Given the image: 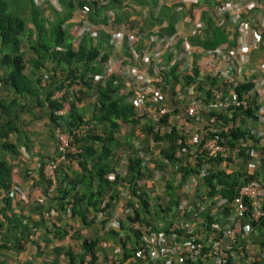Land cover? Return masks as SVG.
Returning a JSON list of instances; mask_svg holds the SVG:
<instances>
[{
  "label": "built area",
  "instance_id": "built-area-1",
  "mask_svg": "<svg viewBox=\"0 0 264 264\" xmlns=\"http://www.w3.org/2000/svg\"><path fill=\"white\" fill-rule=\"evenodd\" d=\"M87 1L93 8L109 3V0ZM128 1L121 0V8L133 10L135 6ZM157 1L151 9L153 15L165 3L209 1L216 25H226L229 38L234 31L235 43L230 46L223 42L204 49L191 44L186 35L161 33L159 28L166 25L164 22L146 33L132 27L130 17L117 22L115 17L119 8L106 7L104 22L91 23L87 19L89 6L75 7L77 22L81 23L71 39L72 46H76L83 35H87L92 44L99 40L100 34L107 35L103 46L108 53L100 51L96 56L101 62L100 72L88 73L84 79L91 84H104L110 78L113 84H120L119 93L125 95L132 105L133 115L142 127L133 150L122 154L117 167L108 174L112 180L116 175L120 176L119 169L125 166L129 157L139 158L140 170L146 169L145 175L136 180L133 192L127 182L117 181L118 196L133 201L132 206H125L123 212H130L143 202L151 204L148 199L153 196L154 184L160 180L163 198L167 199V182L174 187L176 194L177 202L172 212L155 222L149 221L147 227H140L137 223L136 227L132 225L140 229L141 235L131 258H125L123 264L131 261L132 264H230L227 263L229 258L236 261L239 257L235 252L239 236L250 237L252 230L256 232L251 223L257 226L264 217V3L262 0ZM31 2L34 6L60 9L59 0ZM146 14V8L139 9L140 18ZM240 17H244V21L232 27L231 24ZM191 24L195 32L202 28L201 21L193 20ZM255 52L259 54L257 60L253 58ZM174 65L176 67L171 72L169 69ZM59 71L56 70L54 75L61 78L62 84L52 92V98L73 101L80 91L85 92L87 87L80 82L77 73L64 77L65 74ZM48 75L50 73H43L41 79L48 80ZM209 78H215L216 82H210ZM245 84H248L247 88L236 89ZM89 98L94 101V96ZM248 108L252 110V117L245 113ZM61 113V110L54 111V114ZM87 127L86 123L65 129L54 125L56 152L44 163L36 165L47 183V192L55 188L58 165L67 162L69 153L80 151L72 140L83 136ZM241 128L246 133L237 135ZM171 135L173 141H169ZM172 143L176 145L173 158L180 157V160L170 161L160 151ZM20 154L22 160H28L23 147H20ZM178 165L188 171L186 175L178 170ZM25 173V188L21 190L13 184L8 195L27 203V191L34 187L32 178L35 172L31 167ZM209 173L223 177L236 173L245 181L232 187L233 197L226 201L220 196L224 188L221 184L213 186L205 182L204 177ZM44 199L45 194H41L36 202L41 204ZM162 200L158 202L163 207ZM225 205L227 212H223ZM206 209L208 219L202 215ZM100 212L99 217L104 219L105 214ZM68 213L69 208L66 209ZM42 215L51 230L52 223L56 224L57 213L53 207H48ZM220 217L222 221H217ZM105 225L118 230V216H107ZM118 236H121L120 231ZM28 240L34 248L44 247L35 228L31 229ZM99 245L103 251L97 253L96 263L117 264L121 258L118 242L101 241ZM249 260L243 264H250Z\"/></svg>",
  "mask_w": 264,
  "mask_h": 264
},
{
  "label": "trees",
  "instance_id": "trees-1",
  "mask_svg": "<svg viewBox=\"0 0 264 264\" xmlns=\"http://www.w3.org/2000/svg\"><path fill=\"white\" fill-rule=\"evenodd\" d=\"M129 1L148 6L149 9L144 17L147 26L160 25L162 21H165L166 25L159 28L160 32L166 35L174 32L173 7L163 5L153 15L151 9L155 5L154 0ZM120 2L121 0H109L108 5L93 8L91 2L86 0H59L60 10L56 11L50 7L49 11L53 18L47 20L43 7L34 6L31 0H0V88L8 92L7 97H0V225H2V220H7L12 225L18 223L17 216L11 213L10 206L13 198L8 195L10 187L17 183L12 181V166L1 154L6 152L12 160L15 157L20 158V147H23L28 155L32 154L33 145L29 134L23 130L24 128L22 129L17 125L21 121V113H25L27 117H30L29 122L36 119L35 113L30 109L31 104L45 106L48 123L58 125L63 129L80 123H87L88 125V122H94L88 125L83 136L72 140L80 147V151L69 153L67 162L58 165L56 185L52 196H50L53 200L51 207L57 214H66V209L69 208V213L66 215L70 219L76 216L83 223L93 222L98 210L107 211L117 198L115 186L118 180L127 182L133 192L136 187V180L145 175L146 169L144 171L140 170L139 158L129 157L125 165V174L121 177L116 175L113 180L108 178L109 172L116 167V164L112 161L113 156L111 153L116 146L120 145L118 138H115V134L121 123L138 124L137 118L134 117L132 105L127 102L125 95L119 93V89L122 87L120 84H113L110 78L104 84L99 82L91 84L84 79L86 74H95L101 70V62L98 59L96 60V56L102 50L100 40L92 44L91 39L87 35H83L77 45L72 46L70 41L72 36L68 32L69 28L65 23L73 8L81 7L84 4H87L90 8L87 19L91 23L104 22L103 11L106 7L115 10L119 8V13H116L115 17L117 22L121 19L127 20L130 12L128 10L122 11ZM262 2L264 3V0ZM25 9L28 10L29 27H26L25 19L21 16V12ZM80 23L81 21L76 24L79 25ZM201 23L202 28L200 31L188 37L191 44L199 45L204 49H211L223 42H227L230 46L235 43L234 31H232V37L229 38L226 25L217 26L208 9L201 15ZM103 41L106 42V39H103ZM23 42L27 46L25 52L20 49ZM57 46L58 48H56ZM104 57L105 54L101 55L100 60H103ZM49 62L55 64V66L49 67L48 64H45ZM27 65H30L31 68L29 69ZM175 67V65L171 66L169 70L172 72ZM57 68L61 70L63 75L65 74L64 77L72 76L73 72L77 73L76 76H79L80 82L91 91L87 89L85 92L80 91L76 95V100L73 101H66L63 97L60 99L52 98V92L59 89L62 84L61 78H56L54 75ZM42 70L48 74L50 73L48 80L43 81L41 79V75L45 73H41ZM172 75L174 76V74ZM209 80L212 83L216 82L215 78H209ZM247 86L248 84L239 85L236 89L239 91L241 88H247ZM92 96H94L92 102L93 112L91 116L87 117L85 116V108L76 107L75 102L86 100V98ZM56 110H61L62 113L54 114ZM245 113L252 117L250 108ZM98 124L102 128L99 132H96L95 125ZM50 131L52 132V126H50ZM244 133L246 131L243 128L237 131V135ZM11 135L14 136L15 141L10 139ZM154 137L158 138L157 135ZM21 139L23 141L19 142ZM171 140L172 135L169 138V141ZM131 143L132 141L126 140L127 146H132ZM175 147L176 145L172 143V146L166 149L162 148L160 151L170 161L180 160V157L173 158ZM55 152L56 146L53 154ZM73 162L76 164V168L70 170L68 168L69 164ZM178 170L185 175L188 172L180 165H178ZM25 172L26 170L24 175H26ZM223 176L209 173L204 177V180L213 186L221 184L224 188L220 191V196L229 201L233 197L232 187L244 183L245 178L239 179L236 173L227 177ZM165 194L167 199L164 197L162 200L165 206L162 207L159 202L152 203V205L143 202L141 205L143 211L147 214L152 212V215H156L158 220L162 219L168 212H172L177 200L174 187L168 182L165 185ZM132 204L131 198L125 201V206L131 207ZM227 209L228 207L225 205L223 212H227ZM131 211L124 217L125 222L129 225H133L135 222L139 223L142 218L140 214L143 211L135 207ZM202 215L208 219V210H204ZM124 219L119 220L118 230L107 227L105 225L106 220L100 221V234L83 238L80 250L77 253L70 251L67 246L55 244L54 239L49 241L48 233L51 230V233L57 239L62 238L68 231L63 226H56L53 222L51 230L47 228L41 236L43 240L48 241L47 244L43 248L36 247L32 259L42 257V264H97V257L99 258L97 253L103 251L99 243L105 239L111 244L118 242L121 258L117 264H123L125 258H131L135 244L141 235L139 228L126 226ZM218 220L222 221V217L217 218ZM143 222L146 226H150V222L146 219H143ZM251 225L254 228L256 227V232L252 230L250 237L239 236V245L235 248V252L239 254V257L236 261L229 258L227 263L243 264L245 260L250 259V264H264V217L260 219L257 226L253 222ZM154 229L159 228L155 227ZM119 231L123 234L122 236H118ZM218 235H220V232ZM253 245H256V247ZM24 248H26L25 242H17L11 247L0 242V255H3V249L8 250L9 253L14 252V254H17V251H22ZM44 249H46V252ZM85 256H88V259H85ZM3 262L4 260L0 261L4 264ZM132 263L134 262L131 261L128 264ZM23 264L32 263L31 260H28Z\"/></svg>",
  "mask_w": 264,
  "mask_h": 264
},
{
  "label": "crops",
  "instance_id": "crops-1",
  "mask_svg": "<svg viewBox=\"0 0 264 264\" xmlns=\"http://www.w3.org/2000/svg\"><path fill=\"white\" fill-rule=\"evenodd\" d=\"M156 1L157 0H154L155 5L152 6L153 8L156 6ZM128 2L131 3V5L135 6L133 10H128L130 14L129 16H127V20L129 17L131 19L130 25L132 27L137 28V29L139 28V30L142 29L146 33L149 32L151 29L157 28V24L152 25V26H147L144 22L145 16L140 18L138 15L139 9L146 8V12H147L149 9L148 6L138 5L135 2H130V1ZM157 2L159 4V1ZM208 3L209 1H200L195 4L165 3L164 5L173 7L172 10L174 13V21H175L174 22L175 30L173 33H175L176 35H186L188 37L196 33L195 30L193 29V25L191 24V21L193 20L201 21V15L207 9L211 13L210 3L209 4ZM161 7L162 5L159 8ZM43 9H44L45 17L49 19V16H50L52 19L53 16L50 14V11H49L50 8L43 7ZM122 11H126V10L122 8ZM117 13H119V11ZM76 14H77V9L74 8L71 11V15L65 20V23L67 24V27L69 28L68 32L70 33L72 37L74 36L75 29L78 26V24H76L77 23ZM163 22L166 23L165 21H162V24ZM105 35L106 34H100L99 36L100 43L102 42L101 40L106 39L107 35L106 36ZM103 43L104 42L101 43V46H102L101 51L103 53H108V50L103 46ZM258 57H259V54L255 52L253 54L254 60H257ZM32 106L34 107L33 110L35 109V114L38 117L39 122L41 121L46 126L48 125L50 127V124L48 123L47 109L45 108V106H38L36 104L34 105L31 104L30 107ZM75 106L80 108L83 106V104L81 103V101H79V102H75ZM30 138L32 140L33 147L31 150L32 154L29 153L30 155H28L29 156L28 160L24 161L21 158H17V157H15V159L22 162L21 166H22L23 171L32 167L33 171L35 172V176L32 178L34 187L33 188L31 187L27 191V195H28L27 197L29 199L27 203L21 202L17 198H13L11 200V206H10L11 213L17 216L18 223L16 225H12L7 220H2V225H0V242H3L10 247L13 246L14 244H17V242L19 243L25 242L26 250L20 251L17 256H11L12 254L11 255L9 254V258H10V259L8 258L9 260L6 259L4 255L3 256L0 255V261L4 260L3 262L4 264H23L25 261H28V260L29 261L31 260L32 264L42 262V259L39 257H35L34 259H32L35 255V250H33L35 248L32 244L29 243L28 236L31 234V229L35 228L39 233L40 239L43 240L41 237L42 233L46 231L48 227L47 219L43 217L42 213L46 208L50 207L53 203V200L50 198V196H52L53 194V190L50 192H47V189H46L47 183L43 179L39 167H36V165H40L41 163H44L45 161H47L53 156L55 146H52V144L55 145V142L47 141L46 142L47 144L45 145L44 141L39 142L38 140H35L33 136L32 137L30 136ZM50 144H51V147L49 146ZM23 173L24 172H22V174ZM12 181L16 182L21 190L25 188V186L27 185L26 177L22 178L21 175L18 173L12 174ZM41 194H45V199L44 201H42L40 206H38L39 203H37L38 201L36 202V199ZM36 203H37V206H36ZM114 207H115V204L114 206H112L111 204L110 208L107 211L102 212V213H104L105 216L107 214H111L114 211ZM99 212L100 210H98L96 214V218L92 222V224L99 225L100 221L103 220L102 218L99 217L98 215ZM64 215L65 214L63 213L57 214L56 220L58 221H56V226L59 225V226L66 227V229L68 230L67 233L60 239L55 238L53 236V233H51L48 239L49 241L50 239H54L55 244L61 245L64 247L67 246L70 251L77 253L80 250L79 245L81 244V241L83 238H86L87 236H91V233H93L92 236H97V234L96 232H93L92 230L84 229L83 227L86 225V223L81 222L79 218L78 219L80 221L79 220L74 221L75 219H77L76 216H74V220H72L70 219V217L65 218L66 215L65 216ZM79 232L86 233V234L81 235L79 234ZM103 240L106 242L105 239ZM42 242L45 245L47 244L48 241L43 240ZM28 247L31 248L30 251L27 250ZM44 251L46 252V249H44ZM6 260H8V262H6Z\"/></svg>",
  "mask_w": 264,
  "mask_h": 264
},
{
  "label": "rangeland",
  "instance_id": "rangeland-1",
  "mask_svg": "<svg viewBox=\"0 0 264 264\" xmlns=\"http://www.w3.org/2000/svg\"><path fill=\"white\" fill-rule=\"evenodd\" d=\"M21 16L25 19V25H26V27H29L30 26V24H29V21H28V10L27 9H25L24 11H22L21 12ZM20 49L22 50V51H24L25 52V50L27 49V46H26V44H24V42H23V44H21V46H20ZM47 66H49V67H51V66H55V64H53V63H45ZM50 64H52V65H50ZM27 67L30 69L31 68V66L30 65H27ZM57 70V72H60L59 70V68H57L56 69ZM42 72H45L44 70H42L41 71V73ZM38 73H40V71H38ZM1 96H3V97H7L8 96V92L5 90V89H2V88H0V97ZM23 99V98H22ZM93 101H92V98H90V99H88V98H86V100L84 99L83 101H81V103L83 104V108H85V116H87V117H89V116H91L92 115V112H93V107H92V105H91V103H92ZM33 106L30 108L31 109V111L33 110ZM33 112L35 113V109L33 110ZM36 115V114H35ZM20 119H21V121H19L18 122V126H20L23 130H25V131H27V134H29V136H33L34 137V139L35 140H38L39 142L40 141H44L45 142V145L47 144L46 142L47 141H49V142H54V138H53V134H51L52 132L50 131V127L47 125H45V124H43L41 121L39 122V119H38V117L36 116V119H34V120H31L30 122H29V120H30V117H27L26 115H25V113H21L20 114ZM24 120V121H23ZM22 122H24V124H22ZM37 123V124H36ZM92 123H94L93 121L91 122H88V125H90V124H92ZM96 126V128H95V130H96V132H99L100 130H101V128H102V126L101 125H95ZM141 131V125L140 124H134V125H130V124H125V123H121L120 124V128H119V130L116 132V134H115V138H118V140H119V143H120V145H118V146H116L115 148H114V150H113V152L111 153V155L113 156V162L117 165L118 164V162H119V160H120V158H121V156H122V154H124V153H126V152H131L132 150H133V148H134V144L133 143H135L136 141H135V135L137 134V133H139ZM10 139L12 140V141H15V139H14V136L13 135H11L10 136ZM136 139H138L137 137H136ZM126 140L127 141H132V143H131V145L132 146H130L129 147V145L127 146V144H126ZM23 140H20L19 142H22ZM50 147H51V144L49 145ZM48 146V147H49ZM52 146H55L54 144H52ZM50 149H52V148H50ZM155 149H156V147H155ZM1 156H5V159L10 163V165L12 166V174H20L21 175V177L22 178H24L25 177V175H24V173L22 174V172H24L23 171V169H22V166H21V163L22 162H20V161H18V160H16V159H11L10 158V155L9 154H7L6 152H2V154H1ZM74 163V162H73ZM69 164L70 166L68 167L70 170H73L74 168H76V164L74 163V164ZM115 165V166H116ZM123 174H125V168L124 167H120V169H119ZM168 170L170 171V173L172 174L173 173V171L170 169V168H168ZM62 172V171H61ZM147 178H149V177H147ZM160 194H162V181L160 180L159 181V183L157 184V183H155L154 184V190H153V196H152V198H149L148 199V201H150L151 202V205H152V203H158V201L159 200H162L163 199V196H161ZM114 204H115V207H114V211L111 213V214H107L106 216H105V219L104 220H106L107 219V216L109 215V216H111L112 214L114 215V214H116L117 216H118V220H120V221H122L123 219H124V217L126 216V213H122L123 211H124V209H125V200H123L122 198H120L119 196L112 202V206H114ZM149 205V204H148ZM142 211V210H141ZM66 215V214H65ZM64 215V216H65ZM140 217H142L141 218V221H139V223L138 222H135V223H133V226L134 227H136L137 226V224L141 227V226H143V227H147L145 224H144V222H143V219H146L148 222L149 221H153V222H155V220H158L157 218V216L156 215H152V212H149L148 214L147 213H145L144 211L143 212H141V214H140ZM65 218H68V216L66 215L65 216ZM72 220H74V217H72ZM76 220H79L78 219V217H77V219H75L74 221H76ZM80 221V220H79ZM126 220L124 219V222H125ZM137 223V224H136ZM125 224L127 225V223L125 222ZM102 227H103V225H101ZM84 229H88V230H92L93 232H96V234H100L99 233V231H101V228H100V224L98 225H96V224H92V222H90V224H86L84 227H83ZM64 229H66V227H64ZM67 230V229H66ZM79 234H81V235H85L86 233H82V232H79ZM121 234V233H120ZM93 235V233H91V236ZM123 234H121V236H122ZM80 246V245H79ZM254 247H256V245H253ZM80 248V247H79ZM30 249L31 248H27V250L28 251H30ZM23 250H26V248H24ZM22 250V251H23ZM34 250V249H33ZM20 252V251H19ZM18 251L16 252L17 254H14V252H10L9 253V251L8 250H5V249H3V252H2V254L5 256V258L6 259H8L9 258V254L11 255V256H17L18 255V253H19ZM2 255V256H3ZM42 258V257H41ZM10 259V258H9ZM8 259V260H9ZM8 260H6V262H8Z\"/></svg>",
  "mask_w": 264,
  "mask_h": 264
},
{
  "label": "clouds",
  "instance_id": "clouds-1",
  "mask_svg": "<svg viewBox=\"0 0 264 264\" xmlns=\"http://www.w3.org/2000/svg\"><path fill=\"white\" fill-rule=\"evenodd\" d=\"M87 1V0H86ZM48 8H50V6H48ZM61 8V7H60ZM53 9V8H52ZM60 10V9H59ZM57 11V10H56ZM211 14V13H210ZM244 21V20H243ZM233 27V26H232ZM236 27V26H235ZM79 41V40H78ZM77 45V44H76ZM56 48H58V46L56 47ZM88 99H90L89 97H88ZM74 100H76V97L74 98ZM91 105H92V103H91ZM87 124V123H86ZM50 126H52V134H53V127H54V125H51L50 124ZM53 138H54V136H53ZM54 142H55V140H54ZM119 163V162H118ZM118 165V164H117ZM117 165H116V167H117ZM126 165V164H125ZM124 168H125V166H124ZM121 176H123V173L119 176V177H121ZM46 182V181H45ZM116 189V188H115ZM116 192V195H117V197H118V193H117V190L115 191ZM133 202V201H132ZM51 207V206H50ZM136 209H140V210H142L143 211V209H142V207L140 206L139 207V205H137V207H135ZM132 211H130V212H126V214L127 213H131ZM124 213V212H123ZM104 220V219H103ZM128 226H130V227H132V225H129V224H127ZM134 228V227H133Z\"/></svg>",
  "mask_w": 264,
  "mask_h": 264
},
{
  "label": "water",
  "instance_id": "water-1",
  "mask_svg": "<svg viewBox=\"0 0 264 264\" xmlns=\"http://www.w3.org/2000/svg\"><path fill=\"white\" fill-rule=\"evenodd\" d=\"M244 19H245L244 17H240L236 22L232 23L231 25L233 27H235V26H237V24H238L239 21H243Z\"/></svg>",
  "mask_w": 264,
  "mask_h": 264
}]
</instances>
